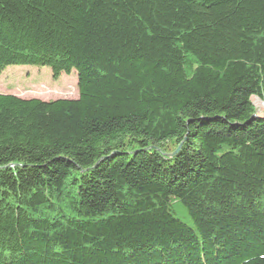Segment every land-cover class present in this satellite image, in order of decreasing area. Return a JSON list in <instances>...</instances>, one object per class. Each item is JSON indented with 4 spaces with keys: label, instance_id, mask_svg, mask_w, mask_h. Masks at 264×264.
Listing matches in <instances>:
<instances>
[{
    "label": "trees",
    "instance_id": "obj_1",
    "mask_svg": "<svg viewBox=\"0 0 264 264\" xmlns=\"http://www.w3.org/2000/svg\"><path fill=\"white\" fill-rule=\"evenodd\" d=\"M0 264H264V0H0Z\"/></svg>",
    "mask_w": 264,
    "mask_h": 264
},
{
    "label": "rangeland",
    "instance_id": "obj_2",
    "mask_svg": "<svg viewBox=\"0 0 264 264\" xmlns=\"http://www.w3.org/2000/svg\"><path fill=\"white\" fill-rule=\"evenodd\" d=\"M76 72L61 73L52 79L46 66H8L0 70V92L11 93L22 98H39L54 100L60 98L73 99L78 95ZM252 104L259 116H264L256 96L251 97Z\"/></svg>",
    "mask_w": 264,
    "mask_h": 264
},
{
    "label": "bare ground",
    "instance_id": "obj_3",
    "mask_svg": "<svg viewBox=\"0 0 264 264\" xmlns=\"http://www.w3.org/2000/svg\"><path fill=\"white\" fill-rule=\"evenodd\" d=\"M258 106H259L260 109L264 110V103L262 101L258 102Z\"/></svg>",
    "mask_w": 264,
    "mask_h": 264
},
{
    "label": "water",
    "instance_id": "obj_4",
    "mask_svg": "<svg viewBox=\"0 0 264 264\" xmlns=\"http://www.w3.org/2000/svg\"><path fill=\"white\" fill-rule=\"evenodd\" d=\"M263 103H264V100H261ZM253 116H259L257 113H256V111H255V113H254V115Z\"/></svg>",
    "mask_w": 264,
    "mask_h": 264
}]
</instances>
